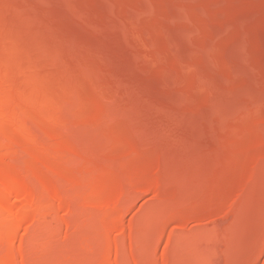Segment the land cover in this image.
<instances>
[{"label":"rangeland","instance_id":"obj_1","mask_svg":"<svg viewBox=\"0 0 264 264\" xmlns=\"http://www.w3.org/2000/svg\"><path fill=\"white\" fill-rule=\"evenodd\" d=\"M0 264H264V0H0Z\"/></svg>","mask_w":264,"mask_h":264}]
</instances>
